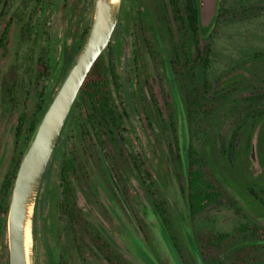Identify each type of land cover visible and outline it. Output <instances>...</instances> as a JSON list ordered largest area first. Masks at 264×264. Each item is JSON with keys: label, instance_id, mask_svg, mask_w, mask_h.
<instances>
[{"label": "rangeland", "instance_id": "374dc122", "mask_svg": "<svg viewBox=\"0 0 264 264\" xmlns=\"http://www.w3.org/2000/svg\"><path fill=\"white\" fill-rule=\"evenodd\" d=\"M219 2L253 4V11L210 25L202 37L201 45L212 46L214 74L221 77L203 101H212L209 113L195 111L189 121L185 102L199 73L190 77L179 68L180 40L168 0H121L118 29L102 55L121 128L95 133L86 106L73 108L35 201L30 264H110L108 252L131 264H264V245L237 231L240 224L264 227V56L256 55L264 49V0ZM93 10L94 0H0V185L22 147L19 116L34 110L47 72V89H56L60 54L79 43ZM183 124L186 146L190 142L206 155L208 174L235 205L190 216L186 172L177 159ZM232 134L234 149L228 152ZM65 161L73 217L61 205ZM149 182L165 202L169 230L153 207ZM223 232L228 241H209ZM6 236V247L0 238V264H8Z\"/></svg>", "mask_w": 264, "mask_h": 264}, {"label": "trees", "instance_id": "16d2710c", "mask_svg": "<svg viewBox=\"0 0 264 264\" xmlns=\"http://www.w3.org/2000/svg\"><path fill=\"white\" fill-rule=\"evenodd\" d=\"M168 2L171 7L172 17L176 22V29L180 40L175 52V58L181 60L179 68L181 71L188 73L190 77L195 76V71L197 69L199 73L197 85L189 88L190 90L185 102L186 116L189 121H191L195 111L202 116H206L209 113V110L211 109L210 102L212 101L205 103L203 101L206 100L209 90L213 88L215 83H218L219 78L221 77L220 74H214L213 60L211 57L212 46L209 42L201 45L202 37L205 36L211 26L212 29H214L222 24L223 21L233 20L246 15L247 13L249 14L253 11L251 9L253 4H236L227 6V4L219 2L211 26L203 29L199 20L198 0H168ZM88 28L89 27H87L82 33L79 43L70 47V53L65 54L64 52V54H60V69L62 72L56 89L53 91L47 89L49 81V72H47L45 74L47 84L43 86L44 90L41 92L34 110L30 115L22 113L18 118L16 134L19 136L23 131L24 139L10 174L7 175V197H9L11 193L13 180L24 148L58 86L80 52ZM258 54L264 56V49L258 51L256 55ZM102 55L103 52L89 71L70 110L71 113L76 106L80 107L81 104L86 106L88 112L87 118L92 123L90 125L94 131H96L95 133L98 132V128L108 127L110 129H120L122 125V116L116 108L106 81L107 72L102 63ZM97 122H101L102 124H95ZM234 136L235 135L232 134L228 144V152H231L234 149ZM177 159L182 160L186 172L187 206L190 216H195L198 213L205 211L218 210L227 203L232 205L236 204V202L229 196L224 186H222L214 176L210 173L208 174V160L206 155L203 152H198L190 142L187 143L184 152L181 148L180 153L177 155ZM134 167L145 179L142 168L137 161H134ZM67 170L68 167L65 161L61 165L60 170L63 193L61 205L65 211L69 212L70 217H73V197L71 194L70 183L67 178ZM146 187L148 192L153 196V207L157 212L162 225L169 230L171 227V218L164 200L155 195L152 182L147 183ZM237 231L250 234L255 245H264V227L257 224L252 226L240 224L237 227ZM229 239V234L223 232L213 236L209 241L213 244H221ZM105 258L110 264H131L120 253L108 252L106 253Z\"/></svg>", "mask_w": 264, "mask_h": 264}, {"label": "water", "instance_id": "95a60500", "mask_svg": "<svg viewBox=\"0 0 264 264\" xmlns=\"http://www.w3.org/2000/svg\"><path fill=\"white\" fill-rule=\"evenodd\" d=\"M121 0H94L91 24L80 52L39 119L21 156L11 191L7 232L9 264H30L27 234L37 194L46 167L70 113L73 103L92 66L108 46L120 12ZM218 0H198L203 29L210 27ZM208 17L207 23L203 21ZM60 68V66H59ZM57 74L51 76V81ZM182 150L186 149L183 124Z\"/></svg>", "mask_w": 264, "mask_h": 264}, {"label": "flooded vegetation", "instance_id": "af4514ba", "mask_svg": "<svg viewBox=\"0 0 264 264\" xmlns=\"http://www.w3.org/2000/svg\"><path fill=\"white\" fill-rule=\"evenodd\" d=\"M165 5L163 6V9H164ZM121 12H122V7L120 8V12H119V17H118V21L116 23V26L114 28V31L112 33V36L111 38L113 37V35L116 33L117 29H118V23H119V20L121 18ZM85 31V29L83 30ZM106 49V48H105ZM117 108V107H116ZM70 115V113H69ZM68 115V117H69ZM122 116V115H121ZM67 117V118H68ZM67 121V119H66ZM122 121H123V118H122ZM66 123V122H65ZM90 124H92L91 122H89ZM96 124H102L101 122H97ZM18 127V125H17ZM16 131H17V128H16ZM18 135V134H17ZM56 147V146H55ZM55 149V148H54ZM6 180H7V175L4 176V179L2 180V183L0 185V238L1 239H4L3 241H5V247H6V235H7V222H6V215H7V188H6ZM14 181V180H13ZM13 185V184H12ZM12 191V190H11ZM69 213V212H68ZM2 215H4V217H2ZM69 216V215H68ZM2 218V219H1ZM3 237V238H2ZM8 250V254L6 256V259L8 261V264H9V249L7 248ZM6 263V261H5ZM57 264H69L66 260H60L57 262Z\"/></svg>", "mask_w": 264, "mask_h": 264}, {"label": "bare ground", "instance_id": "6f19581e", "mask_svg": "<svg viewBox=\"0 0 264 264\" xmlns=\"http://www.w3.org/2000/svg\"><path fill=\"white\" fill-rule=\"evenodd\" d=\"M29 245H30V234L28 233V234H27V239H26V246H27V249L29 248Z\"/></svg>", "mask_w": 264, "mask_h": 264}]
</instances>
